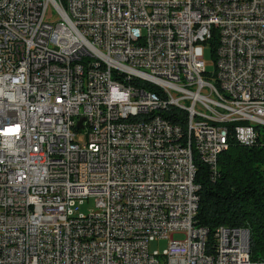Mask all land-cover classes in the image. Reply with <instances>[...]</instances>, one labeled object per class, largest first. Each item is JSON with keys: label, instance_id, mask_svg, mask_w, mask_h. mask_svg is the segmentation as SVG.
Wrapping results in <instances>:
<instances>
[{"label": "built area", "instance_id": "built-area-1", "mask_svg": "<svg viewBox=\"0 0 264 264\" xmlns=\"http://www.w3.org/2000/svg\"><path fill=\"white\" fill-rule=\"evenodd\" d=\"M257 126L264 0H0V264H264L247 229L207 253L194 225V157L214 171Z\"/></svg>", "mask_w": 264, "mask_h": 264}, {"label": "trees", "instance_id": "trees-1", "mask_svg": "<svg viewBox=\"0 0 264 264\" xmlns=\"http://www.w3.org/2000/svg\"><path fill=\"white\" fill-rule=\"evenodd\" d=\"M65 4V0H61ZM210 56L215 59L216 33L207 40ZM149 90L157 89L147 84ZM161 117L185 131L187 114L170 108ZM256 142L240 145L233 133L218 158L216 169L194 157L195 183L199 185V204L194 225L208 231L205 251L213 252L214 233L219 227L244 228L249 232L250 257L264 261V127L257 126Z\"/></svg>", "mask_w": 264, "mask_h": 264}, {"label": "rangeland", "instance_id": "rangeland-1", "mask_svg": "<svg viewBox=\"0 0 264 264\" xmlns=\"http://www.w3.org/2000/svg\"><path fill=\"white\" fill-rule=\"evenodd\" d=\"M154 3L160 2L161 0H151ZM203 60L206 67V70L208 73H213L214 71V60L210 56V51L207 46L203 47ZM76 141L80 145H85L86 140L84 137V131L81 132L77 138ZM95 208V203L92 199H89L88 201H84L82 205H79V214L81 215H88L91 211H93ZM175 239H180V236H174ZM167 241L166 240H154L149 245L150 251L157 250L159 253H162L167 248Z\"/></svg>", "mask_w": 264, "mask_h": 264}, {"label": "water", "instance_id": "water-1", "mask_svg": "<svg viewBox=\"0 0 264 264\" xmlns=\"http://www.w3.org/2000/svg\"><path fill=\"white\" fill-rule=\"evenodd\" d=\"M82 122H83V120L79 121V122L76 124V128H77V129H81V128H82Z\"/></svg>", "mask_w": 264, "mask_h": 264}, {"label": "bare ground", "instance_id": "bare-ground-1", "mask_svg": "<svg viewBox=\"0 0 264 264\" xmlns=\"http://www.w3.org/2000/svg\"><path fill=\"white\" fill-rule=\"evenodd\" d=\"M8 131V130H7Z\"/></svg>", "mask_w": 264, "mask_h": 264}]
</instances>
